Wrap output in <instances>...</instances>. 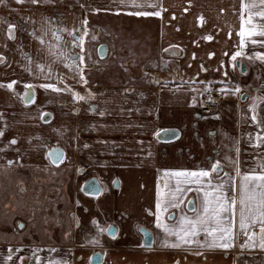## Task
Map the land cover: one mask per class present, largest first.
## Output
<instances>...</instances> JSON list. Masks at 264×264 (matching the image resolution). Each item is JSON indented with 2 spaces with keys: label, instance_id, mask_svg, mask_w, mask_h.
Here are the masks:
<instances>
[{
  "label": "crops",
  "instance_id": "1",
  "mask_svg": "<svg viewBox=\"0 0 264 264\" xmlns=\"http://www.w3.org/2000/svg\"><path fill=\"white\" fill-rule=\"evenodd\" d=\"M135 2L159 4L158 8L140 10L160 11V16L130 15L137 10L130 6L131 0L124 3L121 0H41L38 5H18L15 0H5L0 5V17L3 14L27 17L21 30H17L15 41L6 38V26L0 23V39L14 49L9 60L0 64V77L4 76L0 80L3 83L16 80L14 88L19 93L16 96L0 88V113L9 125L5 136L15 137L18 143L14 147L19 148V153L9 150L0 154L3 157L0 167L9 168L27 180L39 169H48L53 176L60 175L62 170L68 177V187L71 185L66 189L71 202L70 229L53 235V241L23 245L22 253H14L13 264L16 255L21 254L26 257L24 264H29L31 249L35 247L43 249L42 258L68 259L71 264H92L96 254L99 258L94 264H175L177 260L179 264H262L264 252L240 247L247 239L242 234L235 237L234 246L228 250L164 247L163 233L156 228L154 215L149 214V210L155 213L157 191L167 193L174 189L175 179L170 176L174 171L207 168L215 159L227 165L224 157L237 155L231 150L234 144L240 149L242 172L256 166L254 156L264 159V148L254 149L249 142L248 134L255 135L254 125L250 119L243 118L250 98L260 94L256 89L264 92V64L238 58L241 68L237 66L233 70L231 64L220 68V61L228 60L223 54L229 52L230 56V50L234 51L239 43V0ZM200 16L204 17V23L200 22ZM85 17L90 34L85 38V55L91 56L85 67L88 84L71 78L57 81V74L69 75V72L60 62L52 64L54 78L50 82L59 87L67 84L81 95L91 91L92 96L86 101H75L67 92L56 93L39 87L40 83L49 81L44 79L36 63L47 65L53 60L47 47V42L53 39L52 28L64 29L62 36L68 41L69 33L81 29ZM254 21L260 18L255 17ZM33 30L38 36L48 32L44 36L45 46L29 35ZM91 35L96 39L92 40ZM208 35L212 40L203 38ZM99 47L105 48L103 57L97 54ZM245 51L252 54L264 51V47L249 43ZM172 52L177 54L172 56ZM209 52L215 55L210 58ZM0 53H3L1 44ZM32 53L37 56L31 57L33 71L29 72L25 54ZM164 62H167L166 68ZM154 64L160 67H153ZM201 65L206 71L200 70ZM224 71L228 72L227 77ZM145 72L149 73L148 77ZM150 78L159 79L161 84L150 83ZM190 79L197 83H185L176 91L177 85ZM165 80L171 81L166 87ZM222 80L228 81L229 87L240 84L249 99L241 101L239 94H221L217 89L223 86ZM199 81L213 83L203 85ZM29 82L36 86L30 93L31 101L25 103L24 85ZM205 86L214 88L223 99L215 115L196 113L205 94L197 95V103L192 104V96L196 94L188 89ZM125 89L130 91L126 93ZM101 111L104 116L99 115ZM43 114L50 115L45 120L41 118ZM4 142L0 138V144ZM56 151L62 153L59 161L52 157ZM8 159L15 161L10 167ZM224 170L231 171V168L226 166ZM90 178L99 188L91 197L81 190ZM190 188L181 196L183 203L178 208H168L165 217L171 215L178 219L181 215L194 214L203 193L196 190L195 184ZM93 219L104 229L98 243L92 242L97 234ZM141 230L152 236L148 249L143 247ZM200 239H204L203 234ZM9 247L20 246L0 244V264ZM49 248L57 252L49 253ZM197 251L202 254L196 255Z\"/></svg>",
  "mask_w": 264,
  "mask_h": 264
},
{
  "label": "snow or ice",
  "instance_id": "2",
  "mask_svg": "<svg viewBox=\"0 0 264 264\" xmlns=\"http://www.w3.org/2000/svg\"><path fill=\"white\" fill-rule=\"evenodd\" d=\"M15 3L22 5L30 3L32 5H38L41 0H15ZM124 3V0H121ZM239 20L240 26L237 35L240 37L238 45L234 51L225 52L223 55L228 57V60L220 61V68H224L226 64H231L232 69L238 66V58H247L250 61H259L264 64V51H254L252 54H248L245 48L250 43L252 45H259L264 47V39H255L254 37H264V0H239ZM5 4V0H0V5ZM131 7L137 9L136 11L130 12V15L135 16H160V11H147L140 10L146 7L158 8L159 4H137L135 0H131ZM81 7H85L81 4ZM186 10V9H185ZM97 11H99L97 9ZM224 11V9H221ZM255 17H259L260 21H254ZM199 20L204 23V17L200 16ZM88 20L85 17L82 21L81 29H76L69 33L70 40L65 41L62 32L64 29L56 30L51 29L52 40L47 42L48 55L53 58L49 64L43 62L36 63V67L41 69V73L44 75V79L49 82L40 83L39 87L45 90L51 89L53 92L62 93L67 92L72 96L75 101H86L92 96L91 91H87L86 95H81L79 91H76L73 87L63 84L62 87L57 86L56 83L50 82L53 80V69L52 64L60 62L68 69L69 75L57 74L55 79L62 82L64 79L71 78L77 83L84 85L88 84L86 79L85 67L88 61L91 59L90 54L85 55V38L89 37V30L87 28ZM18 25L12 22H7L6 38L8 40L15 41ZM48 32L45 31L41 35H37L36 31L33 30L29 35L39 41L41 46L46 45L44 36ZM231 35V33H229ZM92 40H95V35H91ZM206 40H212V36L208 35L203 37ZM169 47H172L171 45ZM80 49L79 52L74 49ZM168 52V49H164ZM177 53L172 52L171 55L175 56ZM26 58L29 61V66L26 70L32 72L33 69L30 66L33 61L30 56ZM211 58L215 53L209 52ZM195 54H193V58ZM162 59V58H161ZM7 57L4 53H0V64L6 63ZM153 67H160V65H152ZM164 67H167V62H164ZM45 69L47 71L45 72ZM201 71H206L203 65L200 66ZM219 70V69H218ZM146 77L149 76L148 72H145ZM224 77L228 76V72H223ZM182 79V78H181ZM150 83L157 85L161 84V81L157 78H150ZM171 83L169 80L163 82V86H168ZM193 85L197 83L194 80H188L183 82L176 87V91H179L184 84ZM198 83L203 85H211L212 81H199ZM220 83L223 85L217 91L223 95H237L245 99H249L244 95L241 90V86L238 83L228 86V81L222 80ZM17 84L16 80H12L7 83H0V88L9 90L12 94L19 96L16 92L14 85ZM33 83L29 82L24 85L27 91L24 93L25 102H30V93L35 87ZM189 91L195 93L192 96V104L197 103V95H204L209 93V99H211L210 92L212 89L205 86L202 89L190 87ZM126 93L130 89L124 90ZM260 92L259 95L252 96L251 102L248 105V109L244 114V119L247 121L250 119L252 125H254L256 131L253 136L252 133L248 134L249 142L254 149L260 150L264 148V92L261 89H256ZM248 113H251L250 117ZM104 112H99L100 116H104ZM50 114H43L41 118L46 120ZM0 138H4L6 142L0 144V154L6 153L9 150L19 153V148L14 147L18 141L15 137L7 139L5 136L6 130L9 125L6 122V118L3 113H0ZM211 135V133H210ZM238 143V142H237ZM87 147V145H84ZM237 154L235 157L226 155L224 159L228 162L227 165L221 163L220 159H215L210 162L209 167L200 168L196 171L178 170L170 174L175 179V187L172 191L167 193H161L157 191V198L155 201V213L149 210L150 215L155 217V226L163 233L162 246L171 247L174 249H180L183 247L196 248H208L215 249L220 248L228 250L234 246L235 237L242 234L247 239L241 248H247L249 250L259 249L264 252V159L259 156H254L257 160V164L254 168L249 171L242 172L239 167V152L240 149L233 145L231 149ZM62 153L56 151L52 153L54 160H60ZM0 158H3L0 156ZM15 163L14 160L8 159L7 165L10 167ZM230 167L231 171H225V167ZM223 173V175H221ZM234 173V175H233ZM238 180V182H237ZM197 185V191L203 193V199L198 208L193 210V215H181L178 219L169 215L164 216L168 208H178L183 201L181 196L186 191H190V185ZM188 186V187H185ZM167 187V185H165ZM92 192H97L98 189L93 187L90 189ZM78 203V202H77ZM93 226L97 228V234L93 238V243L99 242L100 234L104 231L103 228L99 227L95 219L92 220ZM77 226H79L77 224ZM18 227L23 229L25 225L19 224ZM258 229V231H257ZM110 230V229H109ZM201 234L204 235V239H200ZM174 238V239H170ZM43 249L35 247L31 249V259L29 264H71L68 259H55L49 256L48 258H42L40 253ZM23 252V247L7 249V255L4 257L3 264H13L14 253L20 254ZM49 253L57 252L55 248H49ZM201 255L199 251L195 253ZM26 257L24 255H16L15 264H24ZM175 264H179L177 260ZM264 264V262H262Z\"/></svg>",
  "mask_w": 264,
  "mask_h": 264
},
{
  "label": "rangeland",
  "instance_id": "3",
  "mask_svg": "<svg viewBox=\"0 0 264 264\" xmlns=\"http://www.w3.org/2000/svg\"><path fill=\"white\" fill-rule=\"evenodd\" d=\"M26 18L3 14L0 23L6 28L7 22L15 23L19 31ZM3 42L1 38L2 51L8 61L14 49ZM34 54L30 57L37 56ZM16 59L13 58V61ZM0 83L3 81L0 80ZM59 174L53 176L48 169H39L27 180L9 168L0 167V244L25 246L31 242L53 241V235L70 229L68 212L71 202L66 196V189H70L71 185L68 187V177L62 170ZM21 223L25 225L23 229L18 227Z\"/></svg>",
  "mask_w": 264,
  "mask_h": 264
},
{
  "label": "water",
  "instance_id": "4",
  "mask_svg": "<svg viewBox=\"0 0 264 264\" xmlns=\"http://www.w3.org/2000/svg\"><path fill=\"white\" fill-rule=\"evenodd\" d=\"M104 54H105V48L104 47H99V49H98V56L99 57H103ZM30 98H31V94H30ZM244 100H245V98L242 97L241 98V101H244ZM30 101H31V99H30ZM24 102H25V100H24ZM25 103H29V102H25ZM56 161H59V160H56ZM93 187H95V188L98 189L97 183H96V181L94 179H90V180L86 181L83 184V187H82L83 193L86 194V195H96L98 193V191L94 193V192H92L90 190ZM140 232H141V234L143 236V247L146 248V249L150 248L151 243H152V236H151V234L149 232H147V231H144V230H141ZM96 258L97 259L99 258V255L98 254L97 255H94L92 257V259H96Z\"/></svg>",
  "mask_w": 264,
  "mask_h": 264
},
{
  "label": "built area",
  "instance_id": "5",
  "mask_svg": "<svg viewBox=\"0 0 264 264\" xmlns=\"http://www.w3.org/2000/svg\"><path fill=\"white\" fill-rule=\"evenodd\" d=\"M211 99H209V93L204 95V102L197 110V114L207 116L214 114L218 110L220 100L218 97L213 96L210 93Z\"/></svg>",
  "mask_w": 264,
  "mask_h": 264
},
{
  "label": "flooded vegetation",
  "instance_id": "6",
  "mask_svg": "<svg viewBox=\"0 0 264 264\" xmlns=\"http://www.w3.org/2000/svg\"><path fill=\"white\" fill-rule=\"evenodd\" d=\"M97 54H98V51H97ZM239 66V68H241V66H240V64H238ZM211 89H212V91L210 92L213 96H215V97H218L219 98V100H220V103H219V106H218V110L214 113V114H211V115H215V114H217L218 113V111H219V109H220V106H221V104H222V101H223V99H222V97H221V95L220 94H218L217 92H216V90L214 89V88H212L211 87ZM206 94V93H205ZM203 102H204V100L202 101V103L197 107V109H196V113H197V110L201 107V105L203 104ZM199 115V114H198ZM201 116H203V115H201ZM207 116H210V115H207ZM57 163H59V162H57ZM56 163V164H57ZM90 179H92V178H90ZM90 179H88V180H90ZM87 180V181H88ZM83 187V186H82ZM98 187V186H97ZM81 190H82V188H81ZM98 191H99V188H98ZM82 193H83V190H82ZM86 195V194H85ZM86 196H89V197H91V196H94V195H86ZM139 233L141 234V232L139 231ZM142 235V234H141ZM142 238H143V236H142ZM97 255V254H96ZM94 256V255H93ZM95 260H97V258L96 259H92V264H94V261Z\"/></svg>",
  "mask_w": 264,
  "mask_h": 264
}]
</instances>
